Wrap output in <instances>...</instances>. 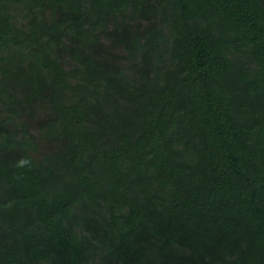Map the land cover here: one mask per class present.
Masks as SVG:
<instances>
[{
    "label": "trees",
    "instance_id": "trees-1",
    "mask_svg": "<svg viewBox=\"0 0 264 264\" xmlns=\"http://www.w3.org/2000/svg\"><path fill=\"white\" fill-rule=\"evenodd\" d=\"M0 264H264V0H0Z\"/></svg>",
    "mask_w": 264,
    "mask_h": 264
},
{
    "label": "clouds",
    "instance_id": "clouds-1",
    "mask_svg": "<svg viewBox=\"0 0 264 264\" xmlns=\"http://www.w3.org/2000/svg\"><path fill=\"white\" fill-rule=\"evenodd\" d=\"M23 163V162H22Z\"/></svg>",
    "mask_w": 264,
    "mask_h": 264
}]
</instances>
